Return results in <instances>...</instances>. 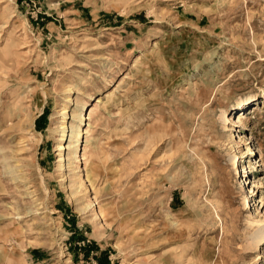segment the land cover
<instances>
[{"label":"rangeland","instance_id":"374dc122","mask_svg":"<svg viewBox=\"0 0 264 264\" xmlns=\"http://www.w3.org/2000/svg\"><path fill=\"white\" fill-rule=\"evenodd\" d=\"M0 264H264V0H0Z\"/></svg>","mask_w":264,"mask_h":264},{"label":"bare ground","instance_id":"6f19581e","mask_svg":"<svg viewBox=\"0 0 264 264\" xmlns=\"http://www.w3.org/2000/svg\"><path fill=\"white\" fill-rule=\"evenodd\" d=\"M101 102V100L99 99L98 100V103H100ZM99 106V105H98ZM93 111L91 110V112H90V116L93 114L92 113ZM92 113V114H91ZM238 117H239V119H238V122H241V120L242 119H244V118H247L246 117V115H245V113H239V115H238ZM242 123V122H241ZM81 135V126L78 124H73L72 125V129H71V134H70V139H69V142H75V141H77V138L79 137ZM65 136H66V138H65ZM232 136L234 137L235 136V133H233V131H232ZM67 137H68V135H66V132H64L63 134H62V136H61V139H60V144H59V147H58V150H65V149H67V146H68V148L70 149V146L69 145H65V142L67 141ZM236 138V137H235ZM76 139V140H75ZM66 140V141H65ZM78 144V143H77ZM75 150H76V152H77V146H75ZM79 157V156H78ZM82 157H83V159H86V157H85V152H83L82 153Z\"/></svg>","mask_w":264,"mask_h":264}]
</instances>
